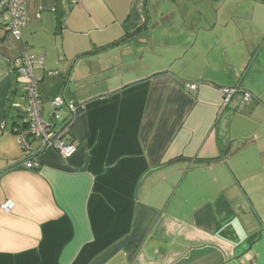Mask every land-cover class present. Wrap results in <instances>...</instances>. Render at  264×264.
Listing matches in <instances>:
<instances>
[{
    "label": "crops",
    "instance_id": "1",
    "mask_svg": "<svg viewBox=\"0 0 264 264\" xmlns=\"http://www.w3.org/2000/svg\"><path fill=\"white\" fill-rule=\"evenodd\" d=\"M186 1L25 0L20 40L0 30V264H264V0L174 13ZM163 20L189 44L164 59ZM25 54L43 58L44 119L57 98L78 106L60 117L75 153L39 150L32 170L13 132ZM226 88L240 92L223 106Z\"/></svg>",
    "mask_w": 264,
    "mask_h": 264
},
{
    "label": "built area",
    "instance_id": "2",
    "mask_svg": "<svg viewBox=\"0 0 264 264\" xmlns=\"http://www.w3.org/2000/svg\"><path fill=\"white\" fill-rule=\"evenodd\" d=\"M25 0H0V30L7 29L15 40H20L21 31L26 26ZM43 65V58L31 55H23L14 61V71L20 80L22 100L24 102V117L20 126L13 132L18 145L24 152H30L22 166L32 170L39 167L36 154L41 151H54L61 158L68 159L76 151L72 138L67 131V122H62L60 117L66 112L68 118H72L77 112L78 106L66 102L63 98H57L51 102L52 114L50 118L42 117V102L36 91L37 80L34 69ZM194 88V86H190ZM222 104L226 106L230 99L238 93L235 88L220 90ZM252 95L248 92L242 94V104H248ZM33 144L38 145L36 152H31ZM32 153V154H31ZM12 202H6L1 206L5 212L13 209Z\"/></svg>",
    "mask_w": 264,
    "mask_h": 264
},
{
    "label": "rangeland",
    "instance_id": "3",
    "mask_svg": "<svg viewBox=\"0 0 264 264\" xmlns=\"http://www.w3.org/2000/svg\"><path fill=\"white\" fill-rule=\"evenodd\" d=\"M158 1H160L159 3L161 4V6H160L161 12L162 13L166 12L165 10L168 7L162 6V3H165L164 2L165 0H158ZM184 1H186V0H184ZM187 2H189V1L187 0L186 1V4H184V5H178L177 9L176 8H173L174 10H176L174 13H176V14L177 13L178 14H182V16H185V14H186L187 10H189V8H192V9L198 8V7L193 6V5H192V7L191 6L189 7V4H187ZM168 26H169V23L167 21L163 20V21H161V29H159L158 32H156V35L160 36L159 39L161 41V46H164V47H161L159 50H157V51H159L158 53H160V54L159 55H158V53L155 54L156 55V58L158 56H161V58L164 59L167 56V51H166L167 50V47L166 46H173V44H175L179 48V47H183V46H188L189 45L187 42L184 43L185 38H181L180 37L182 32H178V31L176 32L175 30H173V28H169ZM165 29H168V30H165ZM164 30H165V34L163 33ZM165 36H168V37L165 38ZM176 36H178V39L175 41V43H172L171 44V38L172 37L173 38L174 37L176 38ZM217 40L218 39H217V36H216V37H212V38H209V39H202V41H201L202 43H206L208 45L207 48H209V47L211 48V50L209 51V54L207 55L209 64L206 63V61H202L204 67L208 68L207 69V73L208 74H212L214 72L219 73L218 70H214L213 69V68H216L214 65H217L218 63L217 62H213V60H212V58L213 57H216V55L219 53V50H220V45L218 44V41ZM230 50L232 51L233 50V47H230ZM187 51L188 52L185 51V53L182 56V58L184 59L183 61H178V60L176 61L177 66L178 67H182V66L183 67H186V69H188V70L191 67L196 68L197 65L196 66H192V65H195L192 62H191V67H189V59H192L193 55L192 54L189 55V49ZM144 53H146V51L143 50L141 54H138L135 57L134 56H131V57H134L137 60L138 59L140 60L143 56H144V58H146L147 56L149 57L148 54H144ZM171 56L172 55H170V57ZM148 57H147V59H148ZM152 57H155V56H152ZM170 57H168V58H170ZM130 59H131L130 60L131 63H133V61L135 60L133 58H130ZM138 63H139V61H138ZM144 63L145 64H148V60L144 61ZM201 63H200V66H201ZM142 65H143V61H142V63L137 64L138 67H141Z\"/></svg>",
    "mask_w": 264,
    "mask_h": 264
},
{
    "label": "trees",
    "instance_id": "4",
    "mask_svg": "<svg viewBox=\"0 0 264 264\" xmlns=\"http://www.w3.org/2000/svg\"><path fill=\"white\" fill-rule=\"evenodd\" d=\"M124 39H121V40H119V41H117V42H115V43H112L111 45H109L108 46V48L109 47H112V46H115V45H117V44H119L120 42H122ZM107 47H105V48H103L104 50L106 49ZM236 89V88H235ZM237 90V92H240L238 89H236Z\"/></svg>",
    "mask_w": 264,
    "mask_h": 264
}]
</instances>
